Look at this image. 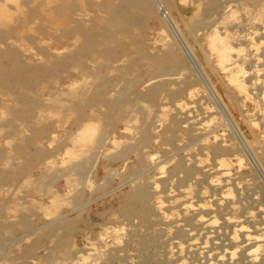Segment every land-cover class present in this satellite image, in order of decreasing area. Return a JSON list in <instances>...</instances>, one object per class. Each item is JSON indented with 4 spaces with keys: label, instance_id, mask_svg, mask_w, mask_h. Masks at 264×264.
<instances>
[{
    "label": "bare ground",
    "instance_id": "6f19581e",
    "mask_svg": "<svg viewBox=\"0 0 264 264\" xmlns=\"http://www.w3.org/2000/svg\"><path fill=\"white\" fill-rule=\"evenodd\" d=\"M198 1H199L198 4L202 5V7L198 6L197 11H199V15L206 18L209 12H214V13L216 12V13H223V15H225L226 17L225 19L224 17L222 18V20L225 23L224 25L223 22L219 20L222 26H220L216 22L220 26L219 28L218 25H216L213 27V30L210 29L211 31L204 33L203 44L205 45L204 47L207 48L208 52L204 53L203 57L208 63L210 62L212 63L211 64L213 66L212 68L215 71L217 80L219 81L217 83L221 84L224 93L227 94V97L229 99L228 101L230 103L229 105H231L232 103L231 106H233L234 109L238 110L240 112V115L243 114V116H241L240 118H242V120L247 123L252 134L258 132V134H261L264 137V0H245L243 4H240V0H198ZM234 1L237 2L235 3L237 5L233 6L232 4H234ZM88 7L92 10L87 9ZM229 9L231 10L229 13H231V15L233 14V16L230 17L233 19V22L230 21L229 18L227 19L228 15L225 14V12L229 11ZM86 10L92 11L95 14H93V16L89 18L88 15L85 14ZM161 10H162V6L159 0H100V1L99 0H0V92L1 93L6 92L11 94L14 93V97H13L14 100H12L13 102L12 105L6 107L2 105L3 103H0V129L6 128L7 129L6 131L8 132L6 133L7 136L4 134L5 137L3 139H6L7 137L12 135L15 136L14 139L16 138L15 140L13 139L11 141L9 140L5 141L6 145L1 146L0 144V187L1 186L5 187L6 186L5 184H9V182L12 180V177L10 178L12 173L21 171V169L15 165L16 163H18L17 159L20 160V163L18 164H24V166L30 167L31 165L30 161L38 160V156L40 158L41 157L40 155L43 154V153L40 154V152H42V148H40L38 140L41 141V139H43L44 136L46 137L48 131L45 132V129L38 130L37 127L39 125H37L38 122L37 120L39 118L36 116L40 114L36 113L37 115H35L33 111L35 110L34 108L35 105H39L40 108V104H41V102H39L40 99L38 98L39 97L38 92H42V91H37V86L39 84H43L44 82L51 80V78L53 77L52 75H55V70H60V67H70L72 65H75L74 67L75 69H79L80 67L82 68L81 70L84 75L82 76V78L86 84V80L88 79L87 77L90 78L96 77L99 80L104 76L105 73L109 72L111 69H118L119 72H121L120 74L122 75V77L126 78L127 76L129 77L130 75H133L132 73H136L134 74L135 76L139 75L143 70V68L147 66L148 68H150L149 70L150 72L146 73L148 77L145 81H143L140 84H134V83L131 84L130 87L122 89V91L119 92V95L116 96L114 95V93L112 94L111 92L110 94L109 93L105 94V89H100V88H94L93 92L91 93L89 87V85L91 84L87 85V88L89 87L87 91H86V85L83 83H82L83 85L80 86L79 89L78 88L75 89L77 84H78L77 87H79V83L74 84L73 80H71V83L68 85L69 87L73 86L75 90L72 87L71 89H67V90L63 88V91H67V93L65 94L68 97L65 103L69 102L72 109H74L73 111H75L76 113V119L74 118L75 122L73 123L75 125L79 124V126H81L80 128L82 129L84 128L80 133L76 135V138L73 137L75 138L74 141H79V142L81 141L80 142L81 145L87 143L88 144L91 143L95 145L96 143L95 140H97V137L96 139L93 138V133L94 131H96V128H94L93 126L96 125L95 121L100 122V120H103V122L105 123L104 127L106 130L102 128L103 132L102 131L100 132L104 133L106 131V134L104 133L105 134L104 139H106L107 141L104 140L106 142V146L104 145L103 151L105 152L102 151V153H104V156L105 158H107L108 163L121 161V162H127V166H128L129 177H128V183L125 184L128 185L130 183L131 184L130 189L125 194L121 195L120 200H118L120 204L119 206L120 208L118 209L119 212L123 213V215L124 214L147 215V213L150 214V212H152L151 209H153V207H151V205H153L151 203L152 201H154V205H155L154 209H157L159 213L162 212L161 211L163 207V202L161 200L162 193L160 194V192H158L159 190H157V187L160 184H162L163 186H170V189L174 187L176 192L177 191L181 192L180 196L182 197V200L177 199L178 197H176L175 200L172 202V208H179L178 209L179 212H177V214L169 213V215L167 214V216H165V219H167V224H169L167 226L168 227L173 226L174 228L178 229L177 231L180 233V231H182V228L179 224L181 223L189 224L192 223L193 221H197V222L199 221L200 223L198 224L199 228L203 231L206 230L203 242L198 243L196 237L195 240L197 243H195L194 239L193 240L191 239L192 243L194 242L193 243L194 245L192 246L193 248L191 247V251H194V253L201 256V258L205 259L206 264H212L213 260L214 262H217V264H242V263L244 264L247 262L256 263L257 261H259V257H260L259 251L264 249V231L254 236L252 235V230L250 229V227L242 226L241 224H239L240 222L239 219L240 218L242 219L243 216H246L247 218L251 217L250 221H252V223L253 221L255 223H260L261 221H263L264 214L253 215V212L255 210L253 212H251L250 210V212L243 211L245 213L243 215L238 214V216L236 217L233 216L234 214L237 213V209H238L237 204L240 203L239 202L240 200L236 202L235 199L230 198L233 195L231 189L234 188L235 186V188H237L241 193L244 191L247 192L248 190H250V183L248 184L246 183V181H242L244 182V184H241L240 182L238 183L239 180L237 181V179L234 178V176H232L234 175L232 173L233 172L232 166L235 165V164L232 165V161L230 159V157L232 158V156L235 155V151L234 153L230 154L233 146V143H231L232 138L226 139L223 133V137L226 140L223 139L222 141L219 138L220 135L218 134L219 130L222 129L227 130V126H224L225 122L222 120L223 123L222 122L220 123L218 121V124H216L215 122L216 119L214 115L215 110L213 111L214 113H211L213 109L204 103L203 98L199 97L197 92L195 93L196 84L198 83L197 76L191 70L189 64L186 62L185 58L181 54L182 52L180 50V47L177 45V41L174 39V37H172L171 43L169 44L163 43L162 45V48L164 47L163 49L161 48L159 49L158 47L155 48L152 45L146 44V40H147L146 37L148 35L145 32L140 33L139 36L136 37V40L134 41L128 40L129 42H127V40H124L126 37H128V34L131 33L133 29H135V27L137 29L140 26V23L142 22L143 19V16L140 15L141 13L148 14L149 17L151 16L156 20H160V21L162 20L164 21V23L166 22L168 25L169 24L168 17H166V14L165 15L164 13L162 14ZM240 10L244 12L245 17L240 18L238 13V11ZM236 13H238L239 17L236 16ZM103 14L105 16L101 17ZM210 16L211 15H209V17ZM194 17L189 18V21L190 19H195ZM54 18L57 20V22L56 20H53ZM51 19L53 20V23ZM201 20L203 21V19ZM228 20L230 22H228ZM209 22L211 23L212 21ZM43 26L44 27L48 26L47 28L48 29L51 28L52 30L45 31L44 29L46 28L42 30ZM203 27L204 26L202 25V28ZM66 30L67 32H64ZM135 31L136 30H134V32ZM76 35H78V38L80 37L79 38L80 40L78 38H75L74 40L76 43L78 40L80 41L77 47L75 45L76 44L75 42L72 43L73 40H71L72 44L67 43L69 42L68 41L69 39H72ZM52 41L54 42L53 44H51ZM131 44L135 46L136 50L134 49L135 51L133 50V52H135L136 54L134 56L132 55L133 56L132 59H131L132 56L130 57V61L129 60L128 62L125 61L126 63L124 65L123 58L131 54L130 50L128 49L129 48L128 46L129 45L131 46ZM73 46H75V48ZM30 48L32 49V52H29ZM51 49H53L52 51H55L56 53H53ZM192 53L194 54V52L191 51V54ZM35 56L38 57L37 60L35 59L33 60ZM212 56H214L213 60H211ZM197 57L196 55L195 58L193 56V58L200 67L201 64L198 59L199 57L198 58ZM93 67H96L94 68L95 71L97 70L96 72L92 70ZM70 68L69 69L65 68V69L69 72V70H71ZM113 72L112 74L114 75L115 73ZM204 74H205L204 76L205 79L208 81L209 86L211 87V91H213L217 100L221 101L219 100L221 99L220 96H218L220 94H217L218 91L215 89V87L212 84H210L212 83V81L211 82L209 81V79L211 80V78L208 77V74L206 72ZM57 76L61 77V74ZM106 83H107L106 85H109L110 82H106ZM44 84H45L44 86L47 85V83ZM93 84L92 86L94 87ZM143 85L145 86L143 87ZM46 88L47 86L44 87V89ZM52 89L53 90L47 91L48 94L49 91L54 92V87ZM129 93L131 95V98H129L128 96ZM51 95L52 94H50V97ZM55 95L56 93L53 95V97ZM57 98L58 97L56 96V98L54 97L53 100ZM144 98L156 104L157 107H158V103L162 99V103H159V106L163 107L160 110L161 112L160 115H164V117L163 116L160 117V115L157 113L155 114L153 113L154 115L151 114L149 105L147 107V105L144 104L146 108L145 106L143 105L142 106L146 109V111L147 109L149 110L147 111L148 115H146V117L144 116L143 118L145 119L142 121L139 115L141 114L140 111H143L142 110L143 107L142 108L140 107V103L143 101L142 99ZM51 100L52 99H50L49 101L51 102ZM58 100L55 101L58 102ZM61 103L63 102L59 101L57 104L54 102V104L57 105L58 109L64 110L65 109L64 106L67 105L63 106V104L65 103L63 104ZM43 104L45 105V103ZM221 105L224 109V112H226L225 114L227 115V117H229L232 124H234L235 128L239 131L240 130V127H238L239 124L238 123L236 124L234 122L235 117H232L230 112H228L229 110L226 105H224L222 102ZM69 106H67L66 108H68ZM36 108L40 110L38 106ZM149 112L151 116H149L150 115ZM139 118H140V125L138 123ZM16 122L24 123L26 126L23 125L21 126L26 127L27 129L24 128V130L27 131L26 134H28V132L30 131L31 135L24 136L22 135V133H18L17 129L19 127H17L18 124ZM34 122H36V125L34 124ZM213 123L216 124L217 126L212 125ZM89 126H92V128L94 129L92 130L91 133L92 135L83 138V131L87 130ZM109 128H111V130H109ZM239 133L241 132L239 131ZM106 135H108V137ZM13 136L11 137V139L13 138ZM240 136H242V133L240 134ZM122 140H124L125 143ZM128 140L131 141L133 140V143L129 145V143H126L128 142ZM74 141L71 144H69L67 148L73 147L72 144L74 143ZM243 141L247 142L246 140ZM149 145L153 147H151V151L148 154L146 153V158H145V156L142 153V149L145 146H149ZM192 145L198 146V150L202 155L203 154L206 155L207 153L206 156L209 155L212 158V165L209 164L208 166L203 164L201 160L200 161L198 160L196 153H195L196 156L192 155V152H190V148ZM247 145H249V147L253 150V152L256 153V150L253 148L252 144L250 145V143L247 142ZM66 149H64V151L62 149L60 150L63 151L64 153L66 152L69 153L70 149H67L68 151H66ZM83 149H85V147ZM95 149H97L96 146ZM146 149L148 148L146 147ZM258 149L259 148H257V150ZM263 150L261 152H263ZM112 151H114V153H112ZM157 153H161V156L158 157ZM84 156L86 155L84 154ZM260 156L262 162H264V152L261 153ZM162 157H166L164 161L167 164L168 163L171 164V165L169 164V167L163 165V161L160 160ZM199 157L203 159L202 156ZM239 157L240 156L237 155L236 157H233V159L234 158L238 159ZM5 159H8V162L10 160L8 168H2V163H4L5 161L7 162V160ZM47 159L50 160V157H47ZM47 159L45 158L46 162ZM239 162H241V160ZM51 163L53 164L55 162L53 161ZM51 163L49 161L48 164ZM148 163L153 165V169L155 168V172L151 175H146L147 171H149L147 167ZM48 164L45 165L46 166L45 170L46 168L50 169V166L47 167ZM34 165H36L37 167L41 166V165L38 166L37 164L33 163V166H31V168L33 167L36 169L37 167H34ZM240 167H238V169H240ZM57 168L58 167H55L54 165L53 171L54 170L58 171ZM106 168L109 167L107 166ZM27 170L33 172L32 169L31 170L27 169ZM79 170H81V167L79 168ZM42 172H43L42 174H44V171ZM48 172L49 171H47L46 173ZM202 173H206V174H204V177H202L201 180L200 179L198 180L200 176H203ZM15 176L17 177V175ZM28 176L26 175V178H28ZM40 177L41 176H39L38 180L41 179ZM42 178L44 179L43 175ZM175 178H177V181L175 184H172L174 183L173 181H175L174 180ZM28 179H30V176ZM192 179L199 182L198 185H201L202 187H204L206 184H209L213 186L212 187L213 190L214 189L224 190L219 195L217 193L218 195L217 198H215L216 196H214L215 198L214 205L222 206V208L220 209V216H219L221 222H218V220H216V217H212L210 211L203 209V206H205L203 203H201L203 205L199 204V202L198 204H194L195 201L193 200L194 196L192 193V187L191 184H189L190 180ZM13 180L11 181L13 182L12 187H14ZM11 182L9 185H11ZM30 182H27L26 184ZM74 183H76V181L67 179L65 188L70 190V187H73L74 189V187H76L75 185L78 184V183L76 184ZM9 187L11 188V186ZM180 189H182V191H180ZM15 190H17L16 187ZM21 191H19V193ZM201 191L202 189L198 190L196 192V195L198 196L200 193L203 192ZM207 191H209V189ZM8 192L7 194L9 195L10 193ZM12 194L15 195L14 193ZM52 195L53 194H51V196L48 197L49 199H51L48 202L50 204L54 202V200L57 197V195H53V196ZM79 195H77L78 200L76 201V205L81 200ZM213 195L210 198H212ZM22 196L20 195L19 198H23ZM233 197L235 196L233 195ZM254 198H258V196ZM10 199L12 200L14 199V197ZM1 201L4 200L1 198ZM246 201L248 202L247 199ZM12 202L16 203L15 200L14 201L12 200ZM28 202L29 201H26L25 203L28 204ZM34 204L37 205V203ZM1 205L2 204H0V206ZM20 205L22 207V205L24 204L21 203ZM33 205L32 206L30 205V209H33L32 207H35ZM41 205H43V203L38 204V206L36 207L39 209H36L35 207L33 211L36 210L38 212L41 211L42 209L41 207H39ZM12 206L10 207L9 205L8 207H10L11 209ZM8 207H6V209ZM18 207H16L15 205V210L16 208L18 210L20 209L29 210V207H24V209H22L23 207L22 208L21 207L18 208ZM258 207L260 210L263 209L260 208L259 205ZM207 208L211 209V206L209 205ZM15 210L13 209L11 210V212L12 211L15 212ZM26 210H24L25 213ZM45 211L47 212L46 209ZM45 211L43 212L42 210L44 214ZM21 212L22 211L16 213L19 215L20 219L25 218L24 227H22L23 224L22 226L19 227L20 223L19 224H17L16 222L15 223L19 228L22 227L21 228L23 229L21 230L22 232H25V230L30 231L29 229L30 224H28L29 220L26 221L28 216L26 217V215ZM42 212H39V214ZM28 214L30 213L28 212ZM8 215H10V213ZM16 217L18 216L16 215ZM16 217H13V219L14 218L16 219ZM63 217L64 216L62 215L59 217V219H62ZM73 218L74 220L62 219L59 225L63 224L66 227L69 226L72 227V223L76 222L75 217ZM13 219H9V220L13 221ZM18 219H16V221ZM55 220L57 221V219ZM53 221H51L50 223H52ZM54 222L52 224H54ZM52 224H50V226ZM231 224L234 226L235 229L234 231H232L233 233L230 237L226 236L227 237L226 239L228 238L234 239L235 241L238 240L236 239V237H238L239 235L241 238V242L239 241L240 243L238 242L239 244L236 245L234 244L233 241V244L236 246L232 245V247H229L228 249L221 248V252L219 253V255L213 256L216 253L215 251H213L214 250L213 248L210 249L207 247L208 245L206 246V241L211 240V243L215 244L214 241L219 236V234H221L220 233L221 230H224L225 227H227V225L232 226ZM4 225L3 227L7 228L8 226L11 227L14 224L7 222V224ZM55 226L57 225H54L52 227ZM48 227H49V223H48ZM60 227L57 229L59 233H60ZM7 230L8 233L13 231L10 228H8ZM46 230H48V228ZM193 230L189 231L191 232V235ZM254 230L256 231V229ZM48 231L50 233L52 230L51 231L48 230ZM59 233L58 234L56 233L55 236L57 237L60 236ZM46 235H48V233H46ZM164 235L162 237H164ZM177 238L179 239V237ZM221 239L223 240V238ZM9 240L12 241V239ZM100 240L102 241V239ZM169 240L173 241L172 239ZM1 243H2V239L0 238V244ZM240 245L246 247L245 249H243V252H241L240 250L239 252L237 251ZM226 246L228 245L226 244ZM181 250L182 247L178 251L180 252ZM189 250L190 248L188 249V251ZM89 252L90 251H87V253ZM123 252L125 253V251ZM181 252L183 253V250ZM87 253L85 252V255H88ZM90 253L89 256L92 255ZM93 256L91 258H93L95 261V258ZM96 261L99 260L97 259ZM179 261H181L180 263L182 264V260Z\"/></svg>",
    "mask_w": 264,
    "mask_h": 264
},
{
    "label": "rangeland",
    "instance_id": "374dc122",
    "mask_svg": "<svg viewBox=\"0 0 264 264\" xmlns=\"http://www.w3.org/2000/svg\"><path fill=\"white\" fill-rule=\"evenodd\" d=\"M159 2L162 6V10H161L162 14L163 13H164V15L166 14V17H168L169 24L167 25V23L165 22L166 23L165 24L164 21H162V20L161 21L156 20V19L152 18L151 16L149 17L148 14H142L141 13L140 15L143 16V19H142V22L140 23V26L138 27L139 29L138 28L136 29V27H135V29H133L131 31V33L128 34L129 38L126 37L124 40H127V42H129L130 40L134 41V40H136V37H138L140 33L145 32L148 35L146 37L147 38L146 44L152 45L155 48L158 47L159 49L160 48L163 49L164 48V47L162 48L163 43H165V44L171 43L172 37H174V39L177 41V45L180 47V50L182 52L181 54L185 58L186 62L189 64L191 70L197 76V82L198 83L196 84L195 93L197 92L198 96L203 98L204 103L213 109L211 113H214L213 111L215 110L214 115H215V119H216V121H215L216 124H218V121L220 123L221 122L223 123V121H224L225 122L224 126H227V130L226 129L225 130H223V129L219 130L218 134L220 135L219 138L222 141H223V139L226 140V139L232 138L231 143H233V146H232V150H231L230 154L234 153V151H235V155L232 156V158L230 157V159L232 161V165L235 164L234 166H232V168H233L232 173L234 174L232 176H234V178H236L237 181L239 180L238 183L240 182L241 184H244V182H242V181H246V183H248V184L250 183V190L253 187V189L251 191L250 190L247 191L248 193L245 191L241 193L237 188H235V186H234V188L231 189V192H233V195L235 197H233V195L232 196L230 195L231 196L230 198L235 199L236 202H238V200H240L239 201L240 203L237 204L238 205L237 213L234 214L233 216L236 217V216H238V214L243 215V214H245L244 213L245 211L250 212V210H251V212H253L255 210L253 212V215L254 214H264V210H263L264 209V162H262L261 156H260V154L264 152V150H263L264 149V142H263L264 137H263V135L258 134V132L252 134L247 123L244 122L242 120V118H240L241 116H243V114L240 115V112L238 110L234 109L233 106H231L232 103H231V105H229L230 103L228 101L229 99L227 97V94L224 93L221 84L217 83L219 81L217 80L215 71L212 68L213 67L211 65L212 63L211 62L208 63L205 60V58L203 57L204 56L203 54L208 52L207 48L204 47L205 45L203 44L204 43V41H203L204 40L203 39L204 33L211 31L210 29L213 30V27L218 25V24L220 26H222L220 24V21H222L223 25H224L225 23L222 20V18L224 17V19H225L226 17H225V15H223V13H216V12H215L216 14L214 12H209L207 14L206 18L199 15V11H197L198 6L202 7V5L198 4L199 3L198 0H159ZM244 2H245V0H240V4H243ZM235 3H237V2L234 1V4H232V5L233 6L237 5ZM87 9H90V8L88 7ZM90 10H92V9H90ZM230 11L231 10L229 9V11H226L225 14L228 15L227 19L229 18L230 21L233 22V19L230 18L231 16H233V14L231 15V13H229ZM238 13H239L240 18L245 17V14L242 10L238 11ZM238 13H236V16H238ZM85 14H87L88 17L91 18V16H93V14H95V13L92 11L86 10ZM191 15H193V16H191ZM209 15H211L210 16L211 18L209 17ZM104 16L105 15L103 14L101 17H104ZM191 17L192 18L194 17L195 19H190V21H189V18H191ZM55 18H57V17H55ZM55 18L53 20H56ZM200 18L203 19V21ZM218 18H220V19H218ZM53 20L51 19L52 23H53ZM209 21H212V22L210 23ZM230 21L228 20V22H230ZM56 22H57V20H56ZM198 23H201V24H198ZM210 24H211V26H210ZM202 25L205 28L204 27L202 28ZM219 25H218V28L220 27ZM47 27L48 26H45V27L43 26L42 30L44 28L47 29V30L44 29L45 31H51L52 30L51 28H49L50 29L49 30ZM140 28H141V30H140ZM202 29H203V31H202ZM134 30H136V31L134 32ZM64 32H67V30ZM134 33H135V35H134ZM75 38H78V35H76L72 39H69L68 40L69 42H67V43H70V44L74 43ZM98 38H97V40H98ZM71 40H73L72 43H71ZM79 40L77 41V43L75 42L76 47L80 43ZM53 43L54 42L52 41L51 44H53ZM127 44H129V43H127ZM159 44L161 45V47ZM73 47L75 48V46H73ZM128 47H129L128 49L130 50L131 54L123 58V60H124L123 64L124 65L126 63L125 61H127V62H128V60L130 61V57L132 55L134 56L136 54L135 52H133V50L135 49L134 45L131 44V46L129 45ZM31 48H32V46H31ZM31 48H30L29 52H32ZM52 50L53 49H51V51ZM191 51L194 52V54L193 53L191 54ZM52 52L56 53L55 51H52ZM195 55H196V57L197 56L199 57V58L198 57L197 58L199 59V62L201 64L200 67L194 59ZM133 56L131 57V59L133 58ZM193 56H194V58H193ZM212 57H211V60L214 59V56H212ZM34 59L37 60L38 57L35 56L33 58V60ZM70 67H60V70H55V75H52L53 77L51 78V80L44 82V83H47L46 86L48 89L47 88L44 89V87H46V86H44L45 84L43 82H42L43 84H39L37 86V91H42V92H38V94H39L38 98L40 99L39 102H41V104H40V108H39V105H35V107H34L35 110L33 112L35 115L40 114V115L36 116L39 119L38 118H37L38 120L35 119L38 121V122L36 121L37 125H39L37 127L38 130L39 129H45V132L48 131L46 137L44 136V138L41 139V141L38 140L40 148H42V152H40V154L41 153H43V154L40 155L41 156L40 158L38 156V160H35V161L31 160L30 161V163H31L30 167L24 166V164H18V163H20V160L17 159L18 163H16L15 165L17 167H19L21 169V171L20 172L17 171L16 172L17 174L12 173L10 176V178L12 177V180L14 179L13 180L14 181V184H13L14 187H12L13 182H11L12 181L11 179H10L11 185H9L10 184V182H9V184H5L6 185L5 187L4 186L0 187V196H1L0 197V202H1L0 204H2L0 206V214L3 215V216L0 215V223H1L0 224V229H1L0 230V235H1L0 238L2 239V243L0 244V252H1L0 253V264H56V263L57 264H93V263L94 264H178L181 262L179 260H182V264H186V263L187 264H206L205 259L201 258V256L194 253V251H191V247L194 245L193 244L194 242L192 243L193 239H194L195 243H197V242L201 243L204 241V235H205L206 230L203 231L199 228V226H198V224H200L199 221L198 222L193 221L192 223H189V224H187V223L179 224L182 228V231H180V233L177 231L178 229L174 228L173 226L172 227L167 226L169 224H167V219H165V216H167V214L169 215V213L177 214V212H179V210H178L179 208H172V202L175 200L176 197H178L177 199L182 200V197L180 196L181 192H179V191L176 192L174 187L170 189V186H163L162 184L158 185L159 188L157 187V190H159L158 192H160V194L162 193L161 194L162 195L161 200L163 202V207L161 210L162 212H160V213L157 209H154L155 208L154 201L151 202L153 204V205H151V207H153V209H151L152 212H150V214L147 213V215H144V214H141V215L140 214H137V215L136 214H128V215L124 214L123 215L122 212H119L118 208H120L119 207L120 204H119L118 200H120L121 195L125 194L130 189V185H131L130 183L128 185L125 184V183H128V177H129L128 176L127 162H121V161L117 162L116 161L114 163L113 162L108 163L107 158H105L104 153H102V151L104 150V145L106 146V142L104 141V140H106V139H104L105 138L104 135L106 134V131L104 132L105 134L102 133L103 132L102 128L104 130H106L104 127L105 123L103 122V120H100V122L95 121L96 125L93 126L94 128H96V131H94V133H93V138L96 139V137H97V140H95L96 141L95 145H93L91 143L81 145L80 144L81 141L80 142L74 141L76 138V135L78 133H80L84 128L82 129V128H80L81 126H79V124L75 125L73 123V122H75V119H76V113H75V111H73L74 109H72L69 102L65 103V101L67 100L68 97L65 94V93H67V91H63V88L66 90L71 89V87L73 88V86L69 87V85H68L71 83V80H73L74 84L79 83V87H77L78 86V84H77L75 89L76 88L79 89L80 86L85 84V82L82 78V76H84L83 72L81 70L82 68L79 67V69H75L74 68L75 65H72ZM65 68L66 69L70 68L71 70H69V72H68ZM94 68H96V67H93L92 70H94V72H96L97 70L95 71ZM149 70H150V68L145 66V68H143V70L141 71V73L139 75L135 76L134 74H136V73H132L133 75H130L129 77L127 76L126 78H123L122 75L120 74L121 72H119L118 69H111L110 71H112V72L115 71V72H113L115 74L113 75L112 72L109 71V72L105 73L101 79H99L100 81L96 77L95 78L87 77L88 79L86 80V84H85L86 85V91L89 89V87H90L91 93L93 92L94 88H100V89H105V94H107V93L110 94V92H111L112 94L114 93V95L116 96V95H119V92H121L122 89L130 87L131 84H133V83L134 84H140L143 81H145L148 77V75H146V73H149L150 72ZM205 72L208 74V77L211 78V80L209 79L210 82L212 81V83H210V84H212L215 87V89L218 91L217 94H220L218 96H220L221 99H219V100H221V101H218L217 98L215 97L213 91H211V87L209 86L208 81L204 77ZM59 73L61 74V77L57 76V75H60ZM56 77L57 78L59 77L58 80ZM43 79H45V78H43ZM106 82H110L109 85H106L107 84ZM93 83H95V84H93ZM89 84H91V85H89ZM92 84L94 85V87L92 86ZM55 85H57L58 87ZM87 85H89L88 88H87ZM144 86L145 85H143V87ZM53 87H54V92L49 91V94H48L47 91L53 90L52 89ZM55 87H57V88H55ZM60 92H61V94H64L65 96L61 95ZM40 93H42V94H40ZM55 93H56V95L54 97L55 98H56V96L58 97L55 100L60 99V100H58V102L62 101L63 103H65V104L61 103V104H63V106L64 105H67V106L70 105V106L68 108H66L67 106H64L65 107L64 110L58 109L57 105L54 104V102L56 104L58 102L53 100V98H54L53 95ZM50 94H52L51 97H53V98L50 97ZM114 95H111V96H114ZM128 96H129V98H131L130 93L128 94ZM195 96H196V94H195ZM13 97H14V93L11 94V93H6V92H2V93L0 92V99H1L0 103H3L2 105L6 106V107L9 105H12L13 104L12 100H14ZM41 98H42V100H41ZM50 99H52L53 101L51 100V102H50L49 101ZM144 99H142L143 101L140 103V107L142 108L145 105H147V107H148V105H149L151 114L157 113L160 115V113H161L160 110L163 107H160L159 103H162V99L158 103V107L156 104L152 103L150 100H146V99L144 100ZM221 102L228 107V110H229L228 112H230L232 117H235L234 122L236 124L237 123L239 124L238 127H240L239 131L242 133V136H240L241 133H239V131L235 128L234 124H232L229 117H227V115L225 114L226 112H224V109L221 105ZM43 103H45V105ZM67 103H69V104H67ZM37 106L40 110H38L36 108ZM145 108H146V106H145ZM145 108L144 107L142 108L143 111H140L141 114L139 115L141 117L142 121L145 119L143 117L144 116L146 117V115H148L147 111L149 109H147V111H146ZM37 111H40V112H37ZM210 111H211V109H210ZM150 112H149V114H150ZM59 114H61V115H59ZM151 114L149 116H151ZM162 116L164 117V115H160V117H162ZM36 122H34L35 125H36ZM16 123L18 124L17 127L20 128V129L19 128L17 129L18 133H22V135H24V136L25 135L26 136L31 135L30 131L28 132V134H26L27 131L24 130V128H26V127H23V126H26L24 123H21V122H16ZM138 123L140 125V118H139ZM216 124L213 123L212 125L217 126ZM21 125H23V126H21ZM88 129L83 131V138H86V137H89L92 135L91 134L92 130H94L92 128V126H89ZM247 129H249V130H247ZM6 130H7L6 128L0 129V144H1V146L6 145L5 141H8V140L11 141L15 137L12 135L13 136L12 139H11L12 136H9L10 138L7 137L6 139H3L6 135V133H8ZM109 130H111V128H109ZM100 131H102V132H100ZM223 133H224V137L226 139L223 137ZM15 135H17V134H15ZM106 136L108 137V135H106ZM257 136H258V138H257ZM73 137H75V138H73ZM102 137H103V139H102ZM243 138H245V139H243ZM102 140L104 143L102 142ZM243 140H246L248 143H250V145L252 144L253 148L256 150V153L253 152V150L249 147V145H247V142H245ZM73 141H74V143L72 144L73 147L67 148V146L69 144H71ZM122 141H124V140H122ZM252 142L255 144H253ZM124 143H125V141H124ZM126 143H129V145H130L131 143H133V140L132 141L128 140V142H126ZM92 145H93V147H92ZM100 145H102L103 147ZM95 146L98 150L95 149ZM235 146H237V147H235ZM84 147H85V149H83ZM146 147L148 149H146ZM151 147H153V146L149 145V146H145L142 149V153L145 156V158H146V153L148 154L151 151ZM66 148L70 149L69 153L63 152L64 149H66ZM191 148H190V152H192V155H194V156H196V154H197L199 161L201 160V162H203V164L208 165V166H209V164L212 165V158L209 155L206 156L207 153H206V155L205 154L202 155L198 150V146H195V145H192ZM257 148H259V149L257 150ZM260 148L263 150V152H261L262 150ZM60 149H62L63 151H61ZM67 149H66V151H68ZM94 149H95V152H94ZM76 150H77V152H76ZM78 150H80V151H78ZM84 151H86V152H84ZM96 151H98V152H96ZM114 151H117V150H114ZM114 151H112V153H114ZM103 152H105V151H103ZM84 154L86 156H84ZM95 154H96V156H95ZM43 155H45V156H43ZM157 155L159 157V156H161V153H157ZM237 155H239L240 156L239 158H241V159H239V158H238L239 160L237 158L233 159V157H236ZM91 156H92V158H91ZM199 156H202L204 160ZM205 156H206V158H205ZM47 157H50V160L47 159ZM6 158H7V156H6ZM45 158L47 159L48 163H49V161H50V163L53 161L55 163L48 164L46 162ZM165 159H166V157H162L160 160L163 161L164 166L169 167L170 163L167 164L164 161ZM5 160H7V162H8V159H5ZM240 160H241V162H239ZM7 162L5 161L4 163H2V168H8L10 160H9L8 164H7ZM33 163L37 164L38 166L39 165H41V166L37 167L36 165H34V167H37V168L36 169L33 167L31 168V166H33ZM46 164H48L47 167L50 166V169L52 171H53L54 165H55V167H58L57 168L58 171L54 170L52 172L49 168H46V170L48 169L47 171H49L48 173H46L47 172L45 170ZM76 165H77V167H76ZM106 165L109 168H106L107 167ZM205 165H203V166H205ZM79 166L81 167V170H79V168H80ZM240 166H242V167H240ZM26 167H27V169H30V170L32 169L33 172H30L29 170H27ZM51 167H53V168H51ZM147 167H148L149 171H147L146 175H151L155 172V168L153 169V165H151L150 163H148ZM238 167H240V169H238ZM236 170H238V171H236ZM42 171H44V174H42L43 173ZM82 171H84V172H82ZM60 172H61V174H60ZM81 172L85 175H83ZM27 173H29L30 175ZM63 173H65V174H63ZM52 174H54V175H52ZM202 174H203V176H200L198 178V180L199 179L201 180L202 177H204V174H206V173H202ZM13 175L14 176L17 175V177L15 176V178L16 179L19 178V179H17L18 181L14 178ZM26 175L27 176L29 175L30 179H28L29 176H28V178H26ZM42 175H43L44 179L42 178ZM39 176H41L40 180H38ZM24 179H25V181H24ZM67 179L76 181V183H78L77 185H75L76 187H74V189H73V187H70V190L65 188V184L67 182ZM143 179H145V178H143ZM174 180L175 181H173L174 183H172V184L176 183L177 178H175ZM30 181L31 182L33 181V182L31 183ZM27 182H30V183L26 184ZM76 183H74V184H76ZM123 183H124V186H123ZM189 184H191V187H192V193L194 196L193 200L195 201V202L193 201L194 204H198V202H199V204L203 203L205 205V206H203V209L210 211L211 216L216 217V220H218V222H221L219 216H220V209L222 208V206L216 205L217 206L216 207L214 205V199L217 198L218 195L224 190H221V189H214L213 190L212 189L213 186L209 185V184H206L204 187H202L201 185H198L199 182H197L194 179L190 180ZM9 186H11V188ZM173 186H175V185H173ZM7 187H8V189L10 188L9 189L10 191L7 189ZM15 187L17 190H15ZM41 187H43V188H41ZM162 189H163V191H162ZM201 189L203 192L201 191L202 193H200L197 196L196 192L198 190H201ZM208 189H209V191H207ZM253 190H255V191H253ZM16 191H17V194H16ZM19 191H21V192L19 193ZM180 191H182V189H180ZM238 191H239L240 195H239ZM7 192L10 194L8 195ZM12 193H14L15 195H13ZM18 193L21 196L23 195L22 196L23 198H19L20 195ZM217 193H218V195H217ZM51 194L57 195L56 199L54 200L55 203L52 202L53 204L48 203L49 200H51L48 198L49 196H51ZM77 195H79V197L82 201L80 200L81 204L79 202L76 205V201L78 200ZM212 195H213V197L210 198ZM12 196L14 197V199H12V200L13 201L15 200L16 203L12 202V200L10 199V198H13ZM117 196H118V198H117ZM168 196H170V197H168ZM214 196H216V197L214 198ZM257 196H258V198H254ZM1 198L4 201H1ZM5 198H6V200H5ZM166 198H168V199H166ZM209 199H210V201H209ZM246 199L248 200V202L246 201ZM255 200H257L258 202ZM10 201H11V203H10ZM18 201H20V202H18ZM21 201H23V202H21ZM26 201H29L28 204L25 203ZM31 201H33V202H31ZM72 201L74 202L75 206H74ZM241 201H243L244 203H247V204H244ZM21 203L24 204V205H22L23 208L20 205ZM34 203H37V205ZM42 203H43V205H41L39 207H41L43 212L45 211V209L47 210V212L45 211V214L42 212V210L39 211V212H42L40 214L37 210L33 211V209H35V207L38 206V204H42ZM169 203H170V205H169ZM4 204H6V205H4ZM203 204H201V205H203ZM9 205H10V207L13 205L11 209H10V207H8ZM15 205H16V207H18L20 205L19 207H21L22 209H24V207H29V210L27 209L28 210L27 211L26 209H24V210H26V213L24 212V210H21V209L18 210L16 208V210H15ZM30 205L31 206L33 205L35 207H32L33 209H30ZM209 205L211 206V209L207 208ZM258 205L260 206V208H263V209L260 210ZM4 206H6L8 208L6 209V207H4ZM73 208H75V209H73ZM4 209L5 210L9 209V210L5 211ZM13 209L15 210V212H13V211L11 212V210H13ZM36 209H39V208L36 207ZM20 211H22L21 213H24L26 215V217L28 216L26 221L29 220L28 224H30L29 225L30 231L29 230L28 231L25 230V232L21 231V230H23L21 228L24 227L25 218L20 219L19 215L17 214ZM28 212L30 214H28ZM9 213H10V215H8ZM15 214L18 217H16ZM62 215L64 216L62 218L64 220L65 219H70V220L73 219L74 220L73 217H75L76 222L72 223V227L71 226L66 227L65 225L61 224L63 226L62 227L61 225H59L60 222L62 221V219H59V217ZM13 217H16V219L19 218L18 220L20 222L18 220L16 221L15 218H14L15 219L14 220ZM9 219H13V221L12 220L10 221ZM55 219H57V221ZM250 219H251V217L247 218L246 216H243L242 219L241 218L239 219L240 220L239 224H241L242 226L250 227V229L252 230V235H254V236L258 235L259 233H262L264 231L263 230L264 229V218H263V221H261L260 223H255L254 221L252 223V221H250ZM53 220L56 222H54ZM241 220H243V221H241ZM51 221H53L54 224H52L53 222L50 223ZM7 222L13 223L14 228H13V226H11V227L8 226L7 228H4L5 227L4 224H7ZM15 222L17 224L20 223L19 227L22 226V224H23V226L21 228H19ZM46 223H47V225H46ZM48 223H49L50 228L48 227ZM31 224H33V225H31ZM50 224H52V225L50 226ZM123 224H125V225H123ZM3 225H4V227H3ZM54 225H57V226L52 227ZM190 225H191V227H190ZM59 227H60V233L57 230ZM70 227L72 228V230ZM187 227H189V228H187ZM8 228L12 229L13 230L12 232H14V233L9 232L10 233L9 234L8 230H7ZM47 228H48V230H50V231L52 230V231L49 233V231L46 230ZM4 229H5V231H4ZM170 229H172V230H170ZM234 229L235 228L233 225L232 226L227 225V227H225L224 230H221V232H220L221 234H219V236L214 241L215 244H212L211 240H207V241L205 240L206 246L208 245L207 246L208 248L214 249L213 251H215L216 254H214L213 256L219 255V253L221 252V248L222 249H228L229 247H232V245L236 246L241 242V238L239 235H238V237H236V239H238V240H235V241H234V239H229V238L226 239L227 238L226 236L230 237L232 235V233H233L232 231H234ZM254 229H256V231ZM190 230H193L192 235H191V232H189ZM259 230H261V231H259ZM68 231H70V232H68ZM72 231L74 232V234ZM227 231H228V233H227ZM5 233H7V234H5ZM46 233H48L49 236L46 235ZM56 233L57 234L59 233L60 236H58V237L55 236ZM229 233H230V235H229ZM189 234H190V236H189ZM163 235H164V237H162ZM177 237H179V239ZM195 237H196L197 242L195 240ZM197 238H199V239H197ZM221 238H223V240ZM9 239H12V241H10ZM100 239H102V241ZM169 239H172L173 241H170ZM233 241H234V244H236V245L233 244ZM216 242H218V243H216ZM226 244L228 246H226ZM92 245H94V246H92ZM57 246H59V247H57ZM90 247H93V248H90ZM181 247H182L183 253L181 252L182 250L180 252L178 251ZM216 247H217V249H216ZM189 248H190V250L188 251ZM245 248H246L245 246L240 245L238 247L237 251L239 252V250H240L241 252H243V249H245ZM216 250H218V251H216ZM87 251L92 252V253L89 252L92 255L89 256V253H87ZM123 251H125V253L127 255ZM85 252L88 255H85ZM217 252H218V254H217ZM95 255H96V257H95ZM92 256L95 258V261L93 258H91ZM259 256H260L259 261H257V262L259 264H264V249L259 251ZM97 259L99 261H96ZM200 259H201V261H200ZM223 259H225V258H223ZM202 260H204V261H202ZM92 261H93V263H92ZM166 261H168V262H166ZM183 261H186V262H183ZM193 262H195V263H193ZM212 262H213L212 264H217V262H214V260ZM257 262L256 263L247 262L244 264H258Z\"/></svg>",
    "mask_w": 264,
    "mask_h": 264
}]
</instances>
